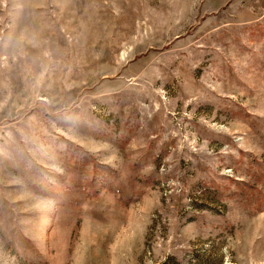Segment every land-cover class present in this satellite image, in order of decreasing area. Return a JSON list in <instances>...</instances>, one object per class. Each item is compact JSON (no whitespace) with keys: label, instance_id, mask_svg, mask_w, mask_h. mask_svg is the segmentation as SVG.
Listing matches in <instances>:
<instances>
[{"label":"rangeland","instance_id":"374dc122","mask_svg":"<svg viewBox=\"0 0 264 264\" xmlns=\"http://www.w3.org/2000/svg\"><path fill=\"white\" fill-rule=\"evenodd\" d=\"M0 264H264V0H0Z\"/></svg>","mask_w":264,"mask_h":264},{"label":"crops","instance_id":"0c3cea01","mask_svg":"<svg viewBox=\"0 0 264 264\" xmlns=\"http://www.w3.org/2000/svg\"><path fill=\"white\" fill-rule=\"evenodd\" d=\"M256 11H257V9H256ZM255 13H256L255 10L254 11H252V10L250 11V14L255 15Z\"/></svg>","mask_w":264,"mask_h":264}]
</instances>
